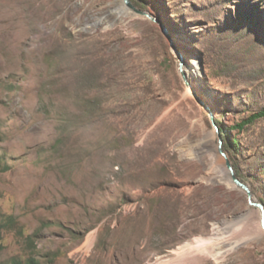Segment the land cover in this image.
<instances>
[{"label": "rangeland", "instance_id": "rangeland-1", "mask_svg": "<svg viewBox=\"0 0 264 264\" xmlns=\"http://www.w3.org/2000/svg\"><path fill=\"white\" fill-rule=\"evenodd\" d=\"M128 1L0 0V264H264L259 210L179 72L200 60L264 204V116L234 127L264 109V0ZM208 236L218 259L183 255Z\"/></svg>", "mask_w": 264, "mask_h": 264}, {"label": "bare ground", "instance_id": "bare-ground-1", "mask_svg": "<svg viewBox=\"0 0 264 264\" xmlns=\"http://www.w3.org/2000/svg\"><path fill=\"white\" fill-rule=\"evenodd\" d=\"M199 61L200 60L197 57H192L187 62H185V65H184L186 77L188 80H190L193 83L194 87L196 86L195 87L196 89L193 90V88L191 86H189L187 83L186 84L189 88H191L193 90L195 95L198 92L196 90H198V88H199L200 77H201ZM202 101L206 105L205 107H207V105L211 106V104L204 97H203ZM203 103H200V104L204 106ZM212 109H213V107H212ZM218 127H219L220 132H222L219 125H218ZM204 149H205V147L201 144L199 150L202 151ZM221 158L223 159L224 157L221 156ZM254 209L255 208L252 205H250V210L253 211ZM258 210H259V219H260V224H261V211H260V209H258ZM249 224L252 225V222H249ZM215 227H216L214 230L215 233L212 235L217 236L219 234L220 227H217V226H215ZM263 230H264V228L261 224V233L264 234ZM252 236H254V235H252ZM208 238H209V236H208ZM224 251H226V250H222L221 244L220 243L216 244L215 241H213L211 238H209V239H198L194 243H186L184 245L183 255L186 256V258L190 261L198 262L199 258L202 257L203 254H206L208 256H213L216 259H218L222 253H225Z\"/></svg>", "mask_w": 264, "mask_h": 264}, {"label": "water", "instance_id": "water-1", "mask_svg": "<svg viewBox=\"0 0 264 264\" xmlns=\"http://www.w3.org/2000/svg\"><path fill=\"white\" fill-rule=\"evenodd\" d=\"M125 2L128 3V5L132 6V4L128 1V0H124ZM136 9V8H135ZM137 12L139 13H142L146 16H150V13L148 12H145V11H141V10H138L136 9ZM153 19H157L156 17H153ZM160 20V19H159ZM164 26V31L166 32L167 35H169L171 37V42L174 43V34H172L170 32V30L163 24ZM187 58L186 56H184L183 54L180 53V64H179V72H180V75L182 76L184 82H186L189 86H191L194 89H196L193 85V83L187 79L186 77V73H185V68H184V65H185V62H187ZM196 97L198 98L199 102L200 103H203V97L199 94V92H197L196 94ZM204 104V103H203ZM206 105L204 104V107ZM208 111V117H209V121L213 124L218 136H219V148H220V152L221 154L226 157L227 159V163L229 165V170L231 172V174L234 176V180L237 184V186L242 190L244 191L246 194H247V198H248V201L250 202V204L252 206H255L257 207L258 209H260L261 211V224L264 228V204L258 200H256L252 194V190L250 189V187L248 186L247 183H245L239 176L238 174L236 175V172H235V166H233L234 164L232 163L231 159H230V156H229V153L227 151V149L225 148V140H224V137H223V134H221L222 132H220L219 130V127H218V122L216 121V118H215V113H214V110L212 109L211 106H208L205 107Z\"/></svg>", "mask_w": 264, "mask_h": 264}, {"label": "trees", "instance_id": "trees-1", "mask_svg": "<svg viewBox=\"0 0 264 264\" xmlns=\"http://www.w3.org/2000/svg\"><path fill=\"white\" fill-rule=\"evenodd\" d=\"M264 116V109L253 113L252 115H250L248 118L244 119L241 123L236 124L234 127H244L246 124L251 123L253 120L260 118ZM218 122V121H217ZM218 125L220 126V123L218 122ZM222 134L224 132L223 128L220 126ZM233 143H235V141H233ZM0 234H1V224H0ZM13 264H41L37 259H35L34 257H29L25 260H22L21 258H15L13 260Z\"/></svg>", "mask_w": 264, "mask_h": 264}]
</instances>
